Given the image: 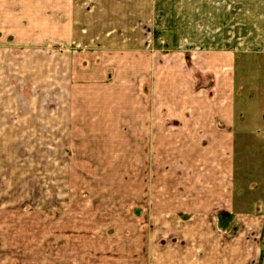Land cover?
I'll return each mask as SVG.
<instances>
[{
	"label": "crops",
	"instance_id": "obj_1",
	"mask_svg": "<svg viewBox=\"0 0 264 264\" xmlns=\"http://www.w3.org/2000/svg\"><path fill=\"white\" fill-rule=\"evenodd\" d=\"M178 1L0 0V173L15 179L13 149L29 140L28 153L37 140L46 182L69 184L66 150L76 124H86L110 139L105 166L117 158L143 171L132 196V258L118 246L107 264H264V214L238 206L236 16L222 0L188 10ZM151 21L174 30L176 49H154ZM248 27L245 52L258 41ZM47 42L68 48L50 52ZM39 86L51 92L46 105ZM63 245L71 249L62 264H74L75 244Z\"/></svg>",
	"mask_w": 264,
	"mask_h": 264
},
{
	"label": "rangeland",
	"instance_id": "obj_2",
	"mask_svg": "<svg viewBox=\"0 0 264 264\" xmlns=\"http://www.w3.org/2000/svg\"><path fill=\"white\" fill-rule=\"evenodd\" d=\"M222 1L228 15L229 12L231 16L235 14L237 21L238 206L245 205L264 214V42L261 41L264 36L261 22L264 19V0ZM213 2L217 4L215 0H180L176 4L181 10H188L192 7L207 8ZM250 23L252 27H248ZM245 27L251 29L258 40L249 52L244 49ZM146 31L153 40L155 50L176 49L178 44L174 42V30L171 28L158 27L151 21ZM36 46V43H30L24 47L34 49ZM44 48L52 52L68 47L63 43L47 42ZM71 51L77 52L78 48L73 47ZM32 88L39 97V104L41 100V105L50 102L51 92L41 86ZM74 100L77 112L82 111L83 99L76 97L75 93ZM76 125L80 127L79 131L76 133L75 130L72 144L67 148L68 152L66 150L72 171L71 181L65 186L50 187L53 179L46 182L45 173L39 171L42 166H37V160H42L37 157V140H34L35 146L28 153L26 145L29 140H22V146L13 149L15 157L10 167L15 179H5L0 173V264H62L61 258H65L71 249L70 245L63 244L69 243L76 246L71 258L76 257L74 264H107L108 258L116 257L118 246L123 247L118 255L132 258L133 252L129 254L132 228L138 226L132 196L135 182L144 179L143 171L141 175H134L137 166H131L126 160L122 164L117 158H114L113 166H105L110 139L92 134L86 124ZM50 141H42L45 163L51 155L46 152ZM7 181L10 186L4 187ZM6 195L7 199H18L20 202H3ZM60 196L70 197V205L64 204V208H59L57 204L47 202L58 200ZM101 200L103 203H100ZM105 213L109 216L103 215ZM125 226L131 228L123 229ZM123 230L127 231L125 235ZM57 244H61V249ZM103 245H107L105 251L102 250ZM89 248L93 250L89 252Z\"/></svg>",
	"mask_w": 264,
	"mask_h": 264
}]
</instances>
